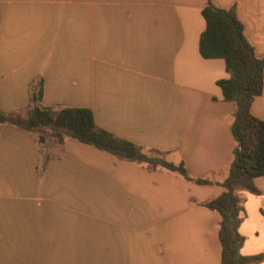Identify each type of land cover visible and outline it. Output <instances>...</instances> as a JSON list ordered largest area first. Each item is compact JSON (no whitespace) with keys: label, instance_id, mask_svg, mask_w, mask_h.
Wrapping results in <instances>:
<instances>
[{"label":"crops","instance_id":"0c3cea01","mask_svg":"<svg viewBox=\"0 0 264 264\" xmlns=\"http://www.w3.org/2000/svg\"><path fill=\"white\" fill-rule=\"evenodd\" d=\"M207 0H0V111L88 108L96 125L166 160L198 185L117 159L75 139L0 126V264H222L220 215L204 203L225 188L235 146L234 105L204 59ZM234 8L264 56V0ZM264 121V88L251 106ZM237 189L242 256L264 254V177ZM264 264V261L257 263Z\"/></svg>","mask_w":264,"mask_h":264},{"label":"trees","instance_id":"16d2710c","mask_svg":"<svg viewBox=\"0 0 264 264\" xmlns=\"http://www.w3.org/2000/svg\"><path fill=\"white\" fill-rule=\"evenodd\" d=\"M202 17L206 28L200 37V54L204 59L225 62L229 77L219 80L217 86L224 100L234 105L230 132L235 142L228 176L221 184L225 191L203 206L220 215L221 263L257 264L264 261V254L251 257L240 254L245 237L239 231L243 205L237 189L258 194L255 180L264 177V121L251 113L253 101L264 88V56H257L234 8L218 9L207 0ZM41 98L40 87L31 96L24 114L0 111V126L9 124L25 131L47 129L58 146L72 138L117 159L137 162L149 171L166 170L198 185L213 184L207 178H193L184 162L168 161L157 150L146 153L140 146L99 128L90 109L44 107Z\"/></svg>","mask_w":264,"mask_h":264},{"label":"rangeland","instance_id":"374dc122","mask_svg":"<svg viewBox=\"0 0 264 264\" xmlns=\"http://www.w3.org/2000/svg\"><path fill=\"white\" fill-rule=\"evenodd\" d=\"M36 134L38 135L39 138L43 137L44 140L45 139L46 140H51L50 130L44 129V130L36 131ZM52 142H54V141L52 140Z\"/></svg>","mask_w":264,"mask_h":264}]
</instances>
